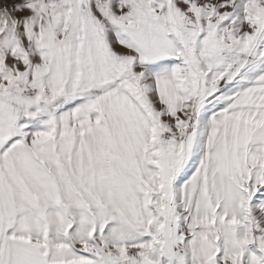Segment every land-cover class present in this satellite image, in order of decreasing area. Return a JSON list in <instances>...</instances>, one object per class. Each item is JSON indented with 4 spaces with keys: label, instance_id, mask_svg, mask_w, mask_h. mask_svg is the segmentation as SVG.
<instances>
[{
    "label": "snow or ice",
    "instance_id": "1",
    "mask_svg": "<svg viewBox=\"0 0 264 264\" xmlns=\"http://www.w3.org/2000/svg\"><path fill=\"white\" fill-rule=\"evenodd\" d=\"M0 264H264V0H3Z\"/></svg>",
    "mask_w": 264,
    "mask_h": 264
},
{
    "label": "rangeland",
    "instance_id": "2",
    "mask_svg": "<svg viewBox=\"0 0 264 264\" xmlns=\"http://www.w3.org/2000/svg\"><path fill=\"white\" fill-rule=\"evenodd\" d=\"M15 2H22V0H15ZM10 4H11V0H10V3H9V6H10ZM4 6H6L4 3H3V0H0V7H4Z\"/></svg>",
    "mask_w": 264,
    "mask_h": 264
}]
</instances>
